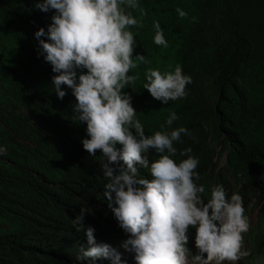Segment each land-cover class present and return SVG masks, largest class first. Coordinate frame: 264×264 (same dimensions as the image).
Here are the masks:
<instances>
[{
	"label": "clouds",
	"instance_id": "9594fccd",
	"mask_svg": "<svg viewBox=\"0 0 264 264\" xmlns=\"http://www.w3.org/2000/svg\"><path fill=\"white\" fill-rule=\"evenodd\" d=\"M125 6L136 9L139 2L40 0L35 4L43 12L55 10L47 31L40 28L34 34L38 56H43L57 73L52 84L58 99L69 100L74 117L70 122H76L74 126L80 129L84 124L86 131L72 136L69 144L49 129L33 143L18 138L33 144L32 163L23 165L24 173L35 175L38 156L48 164L54 161L56 168L48 177L47 215L65 211L64 222L78 233L71 245L78 264H238L251 255L242 250L243 234L250 225L235 184L229 180V186L211 187L205 203V187L196 183L200 180L196 171L199 160L189 155L192 149L180 153L187 158L179 162L174 159V143L181 140L182 134H190L185 127L172 129L177 114L171 112L165 121L171 130L150 136L145 135L136 119L134 91L127 85L137 76L128 73L138 63L148 61L141 54L133 59L135 38L129 28L142 25L126 13ZM176 11L181 19L188 15L183 9ZM153 28V42L167 48L160 23L154 22ZM77 69L87 72L77 78ZM28 71L29 64L21 62L17 67L7 64L1 69L0 108L13 105L14 112L29 115L39 123L44 113L37 106L25 109L28 100L20 90ZM144 76L143 88L163 104L185 97L186 86L192 83L180 65L163 73L148 68ZM62 85L71 91L66 93ZM44 111L57 119L45 106ZM4 118L0 116V127L10 137H17L19 128H10ZM150 149L159 154L151 162L147 155ZM5 153L0 146V155ZM213 159H218L219 166L224 163L217 154ZM0 161L7 162L2 158ZM32 187V182L27 183L16 193L18 203L14 201L13 205L19 210L33 208ZM63 193L72 197L64 206ZM256 204L261 210V203ZM252 213L257 216L254 204ZM97 218L104 226L97 223ZM189 226L196 228L191 234L199 250L197 255L187 247Z\"/></svg>",
	"mask_w": 264,
	"mask_h": 264
},
{
	"label": "trees",
	"instance_id": "16d2710c",
	"mask_svg": "<svg viewBox=\"0 0 264 264\" xmlns=\"http://www.w3.org/2000/svg\"><path fill=\"white\" fill-rule=\"evenodd\" d=\"M38 2L0 0V74L7 64L11 67L20 62L29 64L28 75L20 87L28 100L24 107L37 106L44 113H39L41 120L36 123L31 116L14 112L13 105L0 108L6 125L19 128L13 138L0 127V142H4L0 146L6 149L0 158L7 160L0 161V264H78L71 249L78 233L64 222L65 211L47 215L48 177L56 168L54 161L48 164L43 156H38L35 175L25 174L22 168L31 165L32 143L45 130H51L67 144L72 136L86 131L84 124L80 129L74 126L76 122H70L74 117L69 100L58 99L52 84L57 73L43 56H38L34 34L40 28L47 31L55 14L54 9L43 12L35 8ZM138 2L136 9L125 6L126 13H131L142 25L129 28L135 38L133 59L141 54L148 61L138 63L128 73L137 76L134 83L127 85L134 91L132 106L137 112L136 119L143 125L145 135L150 136L171 130L165 121L171 112L177 114L172 129L185 127L190 134H182L181 140L174 143L177 148L174 159L179 162L187 158L180 153L192 149L189 155L199 160L196 171L200 180L196 183L205 187V203L211 187L229 186V180L235 184L247 208L245 215L250 225L243 234L242 250L250 251L251 255L238 264H264V0ZM177 8L187 12V17L181 19ZM154 22H159L163 29L167 48L153 42ZM177 65L191 76L192 83L186 86L185 97L163 104L143 88L144 73L148 68L162 73L174 71ZM86 72L77 69V78ZM2 84L0 77V88ZM62 88L66 93L71 91L67 85ZM44 106L58 120L44 111ZM51 151L54 153L52 148ZM215 154L223 158L222 166L218 165V159H213ZM147 155L150 162L159 158L152 149ZM30 182L33 208L19 210L13 205L14 201L18 203L16 193ZM253 196L261 203V210L255 199L253 203L250 201ZM71 201L72 197L63 193L61 205ZM253 204L257 208L256 217L252 213ZM97 223L104 226L100 218ZM191 232H196V228L189 226L187 247L192 255H197L199 250Z\"/></svg>",
	"mask_w": 264,
	"mask_h": 264
}]
</instances>
